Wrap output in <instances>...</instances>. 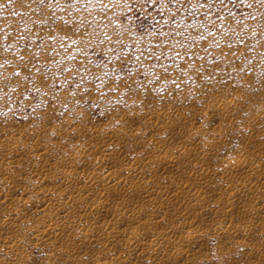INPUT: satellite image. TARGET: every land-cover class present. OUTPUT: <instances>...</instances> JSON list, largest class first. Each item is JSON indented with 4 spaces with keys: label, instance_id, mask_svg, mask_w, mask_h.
I'll return each instance as SVG.
<instances>
[{
    "label": "bare ground",
    "instance_id": "1",
    "mask_svg": "<svg viewBox=\"0 0 264 264\" xmlns=\"http://www.w3.org/2000/svg\"><path fill=\"white\" fill-rule=\"evenodd\" d=\"M12 28L5 21L0 37ZM215 50L226 59L227 45ZM15 53L5 71L30 73L44 98L43 73L29 52ZM38 55L49 58L45 47ZM185 59L200 92L174 82L177 69L162 75L164 91L153 77L112 73L107 96L130 94L103 119L64 90L16 121L29 101L16 112L0 92V264H264V85L255 97L243 91L247 77L221 84L215 61ZM3 85L15 98L30 87L0 72Z\"/></svg>",
    "mask_w": 264,
    "mask_h": 264
},
{
    "label": "rangeland",
    "instance_id": "2",
    "mask_svg": "<svg viewBox=\"0 0 264 264\" xmlns=\"http://www.w3.org/2000/svg\"><path fill=\"white\" fill-rule=\"evenodd\" d=\"M13 3L15 1L0 0V26L8 20L13 27V34L0 37V72L23 79L30 87L16 98L6 85L0 87V92H5L6 104H12L16 112L29 101L24 105V113L15 115L16 121H27V115L53 102L54 91L64 90L74 94L75 104L84 106L90 117L103 119L106 108L124 103L122 96L130 94L122 89L117 96L121 101L107 96L111 87L106 84L113 74L118 79L135 71L138 80L153 77L157 91H164L162 75L177 69L180 76L174 82L189 91L200 92L198 79L184 74L185 54L215 61L221 84L247 77L252 83L244 87L245 93L256 97L263 91L264 0H28L18 5ZM27 12L43 17L47 12V15L31 24L25 20ZM17 27L21 28L19 33H16ZM10 29L7 26V30ZM220 43L229 49L226 55L229 63L225 67L220 62L225 55L215 50ZM137 46L141 49L136 50ZM42 47L48 52V60L39 59ZM16 48L29 52V68L40 70L49 83L44 98H39L30 73H22L19 66L7 71L2 66L18 58ZM247 66L251 67L250 72L244 69ZM100 87L106 89V94L97 91ZM86 89L97 93L95 98H86ZM258 108L264 109V99L259 101ZM63 111L64 105L57 119ZM3 113L4 109H0V114ZM29 251L37 253L33 247Z\"/></svg>",
    "mask_w": 264,
    "mask_h": 264
},
{
    "label": "snow or ice",
    "instance_id": "3",
    "mask_svg": "<svg viewBox=\"0 0 264 264\" xmlns=\"http://www.w3.org/2000/svg\"><path fill=\"white\" fill-rule=\"evenodd\" d=\"M41 2H43V0H41ZM3 30L2 29H0V32H2ZM201 39H203L204 37H200Z\"/></svg>",
    "mask_w": 264,
    "mask_h": 264
}]
</instances>
